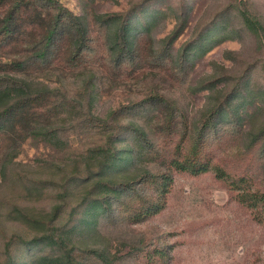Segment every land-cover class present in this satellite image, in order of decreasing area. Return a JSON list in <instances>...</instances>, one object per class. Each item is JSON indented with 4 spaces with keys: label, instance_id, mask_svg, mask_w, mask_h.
<instances>
[{
    "label": "trees",
    "instance_id": "trees-1",
    "mask_svg": "<svg viewBox=\"0 0 264 264\" xmlns=\"http://www.w3.org/2000/svg\"><path fill=\"white\" fill-rule=\"evenodd\" d=\"M251 1L233 0L223 19L237 13L244 28L264 47V20L253 11ZM0 5L5 7L0 15L3 178L17 177L9 165L29 136L61 150L66 149L72 135L83 142H93L78 162L77 172L68 174L62 182L60 194L65 201L53 206L51 217L41 222L43 225L36 228L24 220L16 211L17 205L8 211V218L25 226L6 237L0 264H131L141 256L143 264H153L154 258L168 264V245L144 234L128 235L131 249L122 253L103 245L83 247L73 239L96 231L118 233L124 225L156 215L166 204L175 171L198 174L211 170L239 194L238 199L245 205H252L246 197L251 193L255 194L253 201L258 200L256 205L264 202V192L243 185L248 184L246 178L251 174L233 177L223 163L213 161L221 144L242 135L246 139L249 136L245 154L251 153V161L264 166V126L257 131L245 128L247 103L254 102L249 94L252 82L259 79L256 85L264 86V56L249 63L225 98L213 102L199 120L191 118L188 107L183 106L182 91L162 93L154 87L148 94L134 95L131 103L99 115L93 108L101 79L103 83L107 81L104 67L111 76L123 79L143 73L150 85L153 81L143 71L147 67L169 68L182 82L188 81L186 56L181 55L179 64L173 67L170 53L184 23L165 38L159 51L147 53L141 50L138 40L150 31L155 10L146 4L124 15L95 13L91 20L60 0H0ZM141 17L147 19L143 22ZM222 21L206 28L198 37L202 39H196L186 49L218 36ZM22 33L29 43L13 44ZM80 74L88 76L80 82ZM259 91L264 97V87ZM163 108L166 112L160 120ZM159 124L162 130H157ZM173 137L177 144H173ZM81 162L85 172L80 171ZM127 164H141L143 171L125 179L108 177ZM90 180L88 191L75 201L77 186ZM7 217L0 216L4 233L8 231Z\"/></svg>",
    "mask_w": 264,
    "mask_h": 264
},
{
    "label": "rangeland",
    "instance_id": "rangeland-1",
    "mask_svg": "<svg viewBox=\"0 0 264 264\" xmlns=\"http://www.w3.org/2000/svg\"><path fill=\"white\" fill-rule=\"evenodd\" d=\"M60 1L89 20L95 13L124 15L133 9L143 8L141 5L146 4L147 8L155 10L150 31L138 40L141 50L147 53L159 51L165 38L179 24L184 23L170 53L173 67L179 64L181 55L186 56L189 65L188 81L182 82L169 68L147 67L143 71L153 81L150 85L145 81L143 73L123 79L111 76L110 71L104 67V79L107 81L103 83L101 79L93 108L99 115H105L122 104L131 103L134 95L148 94L151 87H154L162 93L182 91L183 106L188 107L191 118L199 120L213 102L225 98L226 92L234 86L238 75L249 63L264 56V47L258 37L244 28L237 13L232 12L223 19L233 0ZM251 2L253 11L264 20V0ZM4 9L0 5V15ZM145 19L147 18L141 17L143 22ZM219 20H223V27L218 36L209 42L202 40L200 45L191 50L186 49L196 39H202L198 38L202 36L200 33ZM23 37L22 33L14 39L13 44L26 46L29 42ZM9 53L14 54L13 51ZM86 76L88 75L80 74L77 79L82 82L81 79ZM54 82L53 80L51 83ZM258 83L259 79L252 82L249 92L254 102L247 103V131H257L264 126V97L259 91L264 86H257ZM165 112L166 108H163V112L160 111V120ZM157 130H162L160 124ZM245 135L248 136L247 133ZM238 137L221 144V150L213 161L223 163L233 177L251 174L246 178L249 180L248 184L243 185L251 190L264 192V166L257 162L260 165L257 167L251 161L253 155L245 154L249 136L248 139L242 135ZM172 140L173 144L178 143L177 138L173 137ZM68 142L64 150L32 136L22 142L14 162L9 165L10 170L17 173L15 180L8 176L3 178L0 173V211H5L0 216L7 217L8 211L17 205V213L24 220L34 223L36 228L51 217L53 206L65 201L60 194L64 187L62 182H65L68 174L77 172L78 162L82 161V155H86L88 147L93 144L88 140L83 142L75 135ZM122 144L124 143H120ZM10 170L7 169L6 172ZM85 170L86 166L81 162L80 171ZM142 171L141 164H127L118 167L108 177L125 179ZM253 171L255 174L251 173ZM41 179L44 180L39 181ZM91 182L92 180L77 186L75 201L85 195ZM238 195L211 170L198 174L175 171L170 191L166 195V204L159 213L147 220L124 225L118 233L89 232L78 234L73 240L83 247L103 245L113 252L118 250L122 253L131 249L128 235L144 234L146 238L154 237V242L160 239L168 245V264H264V202L256 205L258 200L253 201L255 194L251 193L246 194V197L252 205H245L238 199ZM7 220L8 231L4 233L0 227V260L4 256L6 237L14 229L21 230L25 226L14 222L15 219L11 217H7ZM27 231L32 236V232ZM140 261H144L142 256L139 261L131 264H143ZM153 264H163V260L154 258Z\"/></svg>",
    "mask_w": 264,
    "mask_h": 264
}]
</instances>
